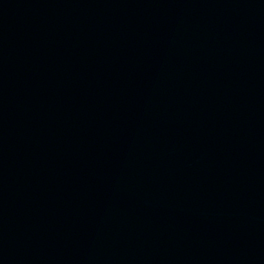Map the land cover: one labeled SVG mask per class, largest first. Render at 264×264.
Instances as JSON below:
<instances>
[{
	"label": "water",
	"instance_id": "95a60500",
	"mask_svg": "<svg viewBox=\"0 0 264 264\" xmlns=\"http://www.w3.org/2000/svg\"><path fill=\"white\" fill-rule=\"evenodd\" d=\"M0 264H264V0H0Z\"/></svg>",
	"mask_w": 264,
	"mask_h": 264
}]
</instances>
